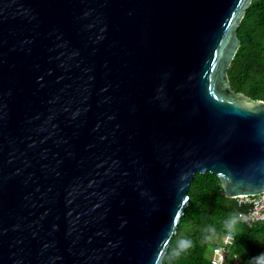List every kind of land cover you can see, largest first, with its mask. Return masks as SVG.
<instances>
[{
    "label": "water",
    "instance_id": "95a60500",
    "mask_svg": "<svg viewBox=\"0 0 264 264\" xmlns=\"http://www.w3.org/2000/svg\"><path fill=\"white\" fill-rule=\"evenodd\" d=\"M251 3L0 0V264H163L197 172L264 192Z\"/></svg>",
    "mask_w": 264,
    "mask_h": 264
},
{
    "label": "trees",
    "instance_id": "16d2710c",
    "mask_svg": "<svg viewBox=\"0 0 264 264\" xmlns=\"http://www.w3.org/2000/svg\"><path fill=\"white\" fill-rule=\"evenodd\" d=\"M241 44L228 77L231 87L254 99L264 100V0H252L238 28ZM190 200L172 237L163 264H213L211 240H204V229L225 231L224 221L250 209V204L227 197L219 177L210 171L197 172L189 188ZM237 239L226 264H248L249 258L264 252V221L249 226L239 221ZM215 234V235H216ZM192 240V247L178 258L172 256L180 237Z\"/></svg>",
    "mask_w": 264,
    "mask_h": 264
},
{
    "label": "built area",
    "instance_id": "2783aa9c",
    "mask_svg": "<svg viewBox=\"0 0 264 264\" xmlns=\"http://www.w3.org/2000/svg\"><path fill=\"white\" fill-rule=\"evenodd\" d=\"M238 200L240 203H248L250 204V209L246 212H242L240 215H242L241 222H244L245 224L252 226L256 222L264 221V192L254 195V196H244V197H238ZM227 235L226 230L216 234L213 239H211L212 243V250H211V260L217 261V264H219L220 257L223 255L224 261L223 264H226L229 259V253L233 245L235 244V241L237 239V231L236 228L234 229L233 236L234 239L231 243L225 244L224 243V237Z\"/></svg>",
    "mask_w": 264,
    "mask_h": 264
},
{
    "label": "clouds",
    "instance_id": "9594fccd",
    "mask_svg": "<svg viewBox=\"0 0 264 264\" xmlns=\"http://www.w3.org/2000/svg\"><path fill=\"white\" fill-rule=\"evenodd\" d=\"M242 215H234L229 217L224 221V228L227 232V235L224 237V243H231L234 239L233 232L237 223L242 219ZM204 240H211L215 237L216 230L214 227H206L204 229ZM192 240L188 237H180L177 241L176 247L172 250V256L178 258L182 253H186L192 247ZM224 258L223 255L220 257L219 264H223ZM213 264H217V261H213ZM248 264H264V252L260 253L258 256L249 258Z\"/></svg>",
    "mask_w": 264,
    "mask_h": 264
}]
</instances>
